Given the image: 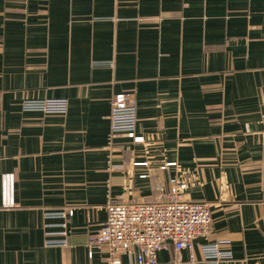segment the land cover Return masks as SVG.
<instances>
[{"label": "crops", "instance_id": "0c3cea01", "mask_svg": "<svg viewBox=\"0 0 264 264\" xmlns=\"http://www.w3.org/2000/svg\"><path fill=\"white\" fill-rule=\"evenodd\" d=\"M121 92L136 98L144 143L112 135ZM51 98L68 111L24 109ZM263 114L264 0H0V264H106L108 247L91 257L89 240L108 203L165 200L172 178L212 211L198 260L222 241L234 257L222 264H264ZM65 207L68 245L47 246L61 220L45 213ZM189 259L171 242L158 253V264Z\"/></svg>", "mask_w": 264, "mask_h": 264}, {"label": "built area", "instance_id": "2783aa9c", "mask_svg": "<svg viewBox=\"0 0 264 264\" xmlns=\"http://www.w3.org/2000/svg\"><path fill=\"white\" fill-rule=\"evenodd\" d=\"M25 110L44 113H66L69 103L66 99H27ZM112 135L123 134L134 143H144L145 137L137 134V102L133 93H117L111 107ZM264 123V114H263ZM176 162L162 165L167 170ZM264 174V155L262 161ZM192 181L171 179V190L165 200L157 202H133L113 199L107 205L108 216L99 232L89 240V256L93 249L107 246L109 260L106 264H122L121 255L135 258L136 264H158V253L171 242L177 254L183 249L190 251L187 264H222L233 261V254L223 247L222 241H207L201 245V260L194 253V241L208 239L213 231V217L210 205L206 202L183 198ZM16 176L12 172L2 175V204L5 208L16 206ZM75 209L65 207L45 213L47 219H60L59 232L47 230V246L68 245V219ZM50 224H47L49 227ZM180 263V259L177 260Z\"/></svg>", "mask_w": 264, "mask_h": 264}]
</instances>
